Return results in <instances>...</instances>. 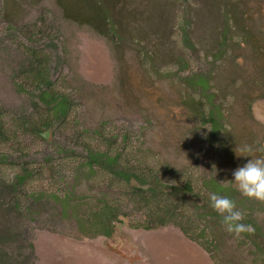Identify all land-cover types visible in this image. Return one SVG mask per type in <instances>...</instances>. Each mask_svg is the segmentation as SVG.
Wrapping results in <instances>:
<instances>
[{
  "label": "rangeland",
  "instance_id": "374dc122",
  "mask_svg": "<svg viewBox=\"0 0 264 264\" xmlns=\"http://www.w3.org/2000/svg\"><path fill=\"white\" fill-rule=\"evenodd\" d=\"M37 58L71 104L43 136ZM0 122V264H264V202L233 176L264 157V0H0ZM85 145L156 175V198L91 171ZM210 193L255 231L227 232Z\"/></svg>",
  "mask_w": 264,
  "mask_h": 264
},
{
  "label": "trees",
  "instance_id": "16d2710c",
  "mask_svg": "<svg viewBox=\"0 0 264 264\" xmlns=\"http://www.w3.org/2000/svg\"><path fill=\"white\" fill-rule=\"evenodd\" d=\"M106 12V11H105ZM32 72L30 74L32 75L31 81L35 82V85L37 86L38 93L37 95L40 98V101L43 103V105L47 108V113L44 117H42L41 123L38 125V127L34 128L35 131L43 136V134L51 128V126L60 121V124L64 122L63 118H66L68 115V110L71 106L69 102L66 99V96H63L57 92H55L52 89V80L49 73V66H48V59H39L37 58V63L32 64L31 66ZM195 82L199 84L203 89H207L209 86L208 81L203 76L196 75ZM196 110H202V107L194 108ZM209 111L207 113L203 112V122L204 123H210L212 127V131H218L221 129V122L219 120V113L215 108H209ZM3 121V120H2ZM25 123V121H24ZM26 127V124H25ZM6 127H4L3 123L0 122V140L3 141L2 138L5 137ZM39 135V136H40ZM45 139V138H44ZM87 150V160L86 166L90 168L91 171H94L95 168L100 167L99 169L105 170L107 172H113L116 176L124 179L127 181L128 185L132 186V191L135 195L141 194V192H146V197L149 199L156 198L155 194L157 195V189L158 186V177L152 176V178H149L147 173H143L144 170L139 169L138 167H123L118 168L119 158L121 156V152L117 151L114 156H109L108 151L104 150H98L93 149V147L89 145H85ZM8 155L5 153L0 152V163L6 162V157ZM46 159H49V156H47ZM36 171V169H31L29 166L21 165L20 172L16 175V179L18 180L17 183L13 187L16 186V188L20 185L25 183L26 180L32 176V174ZM136 180L141 185H148V187L142 188L141 186H135L132 185V181ZM14 190V189H13ZM151 196V197H150ZM142 199H145L144 196L141 197ZM112 210L108 213H105L104 218H100L98 221V227L100 228V233H102L105 236H109L112 233V230L109 228V222L108 218L112 217L111 214ZM215 216L222 217L219 213L214 214ZM249 221H252V219H246V224L249 223ZM77 222L80 226H84V220L83 218L78 217ZM145 228H150V226L145 225ZM80 230H83V227H80Z\"/></svg>",
  "mask_w": 264,
  "mask_h": 264
},
{
  "label": "clouds",
  "instance_id": "9594fccd",
  "mask_svg": "<svg viewBox=\"0 0 264 264\" xmlns=\"http://www.w3.org/2000/svg\"><path fill=\"white\" fill-rule=\"evenodd\" d=\"M242 151L251 153L253 149L249 146ZM260 151L264 152V149ZM233 176L238 191L243 196L264 202V157L249 159L243 166L234 170ZM209 199L210 206L222 216V223L227 232L239 237L242 233L255 231L251 224L241 222L245 213L237 209L234 200L216 193H210Z\"/></svg>",
  "mask_w": 264,
  "mask_h": 264
},
{
  "label": "flooded vegetation",
  "instance_id": "af4514ba",
  "mask_svg": "<svg viewBox=\"0 0 264 264\" xmlns=\"http://www.w3.org/2000/svg\"><path fill=\"white\" fill-rule=\"evenodd\" d=\"M216 218L220 219V218H222V217H218V216H216Z\"/></svg>",
  "mask_w": 264,
  "mask_h": 264
}]
</instances>
